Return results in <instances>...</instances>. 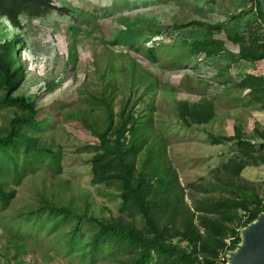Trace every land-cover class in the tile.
I'll list each match as a JSON object with an SVG mask.
<instances>
[{
    "label": "rangeland",
    "instance_id": "obj_1",
    "mask_svg": "<svg viewBox=\"0 0 264 264\" xmlns=\"http://www.w3.org/2000/svg\"><path fill=\"white\" fill-rule=\"evenodd\" d=\"M50 2L40 14L20 15V25L0 15V46L18 37L24 78L15 94L38 108L39 127L24 132L41 148L20 182L0 172V183L16 192L8 206L0 202V264H128L134 258L126 248L91 246L98 221L145 230L139 211L123 203L122 184L97 182L93 173L99 134L131 116L145 138L138 172L158 167L155 181L177 179L191 207L193 198L223 195L255 193L264 200V164L242 172L253 182L250 191L234 187L232 193L215 179V169L238 152L239 139L264 142V110L238 85L250 72L264 75V60L241 55L264 42L256 0ZM210 36L223 42L215 57L185 46ZM4 94L0 135L25 113L2 103ZM185 104L213 116L204 123L185 119ZM245 214L232 210L227 223L238 228ZM263 219L264 213L242 227L240 247L221 253L217 264H235ZM173 242L188 246L179 237Z\"/></svg>",
    "mask_w": 264,
    "mask_h": 264
},
{
    "label": "trees",
    "instance_id": "obj_2",
    "mask_svg": "<svg viewBox=\"0 0 264 264\" xmlns=\"http://www.w3.org/2000/svg\"><path fill=\"white\" fill-rule=\"evenodd\" d=\"M50 1L0 0V15L7 17L13 25H20V15L40 14L42 8L52 5ZM256 7L264 24L261 0H256ZM17 39L15 37L0 46V90L5 93L1 102L22 109L25 113L12 120L9 133L0 135V172H11L13 178L20 182L26 169L31 167L29 158L32 154L37 155L41 148L37 138L24 132V128L39 127L36 101L15 94L24 78L16 59ZM185 46H188L190 53L196 56L203 54L207 58L223 51V42L213 36L186 42ZM158 49L151 51L154 54ZM241 55L251 61L264 60V42L242 50ZM238 85L247 89L264 110L263 74L250 72ZM181 111L183 118H192L199 123L207 122L213 116V111L203 116L202 112H197V106L190 108L188 104ZM137 127L136 120L131 116L119 127L109 128L99 134L93 173L97 182L111 184L119 181L122 184L123 203L139 211L145 220V230L98 221L99 231L91 241L92 248L96 250L104 245L126 248L130 253H135L128 264H217L221 253L238 249L242 243L241 228L257 221L264 213V200L255 193L250 196L223 195L193 198L191 207L185 198V188L177 179L159 177L155 181L153 178L159 174L153 172L158 167H151L153 172L146 170V167L138 172L137 155L145 145V138ZM237 146L238 152L215 169L216 181L225 189H231L229 191L232 193L234 187L242 192L252 190L253 182L243 178L242 172L248 166L264 164V142L256 144L239 139ZM21 147L25 155L23 167L20 164ZM15 194V191H7L4 184L0 183V202L3 207L8 206ZM232 210L246 212L245 220L238 228L227 223V216ZM178 237L188 246L174 243L173 239Z\"/></svg>",
    "mask_w": 264,
    "mask_h": 264
},
{
    "label": "water",
    "instance_id": "obj_3",
    "mask_svg": "<svg viewBox=\"0 0 264 264\" xmlns=\"http://www.w3.org/2000/svg\"><path fill=\"white\" fill-rule=\"evenodd\" d=\"M262 8L264 12V0ZM235 260V264H264V219L248 233L247 244L241 246Z\"/></svg>",
    "mask_w": 264,
    "mask_h": 264
}]
</instances>
